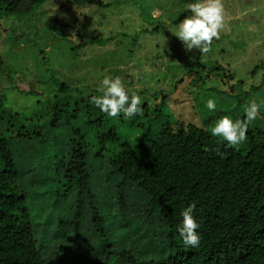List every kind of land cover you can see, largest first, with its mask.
I'll return each mask as SVG.
<instances>
[{
    "label": "rangeland",
    "instance_id": "obj_1",
    "mask_svg": "<svg viewBox=\"0 0 264 264\" xmlns=\"http://www.w3.org/2000/svg\"><path fill=\"white\" fill-rule=\"evenodd\" d=\"M73 1L51 0L26 18L5 17L1 21L0 94H6L17 111L34 106L39 97L49 100L61 83L71 90L101 94L96 91L100 80L119 76L126 89L149 102L152 110L161 109L172 121L209 130L224 115L243 119L244 107L256 100L261 107L248 128H264V0H222L224 27L219 39H213L209 50L201 53L186 51L171 32L177 18L184 15L187 0H101L103 6H79ZM95 30L102 34L99 42L82 49L75 47L80 34ZM192 56L195 59H190ZM194 61L218 63L223 69L208 72V66L205 71L193 72L198 66ZM33 86L41 96L29 94L28 88ZM210 97L216 100L214 111L203 106ZM158 121L150 122L142 114L133 122L111 118L109 126L116 128L121 139L136 144L146 126L159 128ZM84 130L89 144L87 166L96 192L94 204L104 219L109 239L116 248L133 250L141 258H161L166 254L162 245L167 229L157 216L145 218L147 198L135 185L126 187L124 195L129 206L120 210L116 187L119 179L108 177V158L116 145L108 143L107 150L98 156V128L86 126ZM40 150L36 145L31 166L17 159L22 163L21 183L31 187L27 206L46 263L99 260L100 237L93 231L89 208L75 249L70 253L55 250L74 243L73 230L59 228L58 224L61 218L72 217L76 195L69 190L58 196L59 176L46 162L57 150L45 152L44 157L39 155Z\"/></svg>",
    "mask_w": 264,
    "mask_h": 264
},
{
    "label": "trees",
    "instance_id": "obj_2",
    "mask_svg": "<svg viewBox=\"0 0 264 264\" xmlns=\"http://www.w3.org/2000/svg\"><path fill=\"white\" fill-rule=\"evenodd\" d=\"M49 1L0 0V24L5 17L26 18ZM73 3L104 5L101 0ZM79 37L75 47L82 49L99 42L102 34L95 30ZM194 62L198 71L193 72L205 71L208 66V72L223 69L218 63ZM28 89L31 95H42L34 86ZM99 95L71 90L61 83L49 100L39 97L34 106L17 111L6 94H0V264H47L27 206L31 187L21 183L19 175L22 163L32 165L36 145H40L41 157L57 150L46 162L59 176L58 196L69 190L76 195L72 217L61 218L58 224L59 228L73 230L74 243L63 244L55 249L57 252L75 249L89 208L93 231L100 237V259L84 264H264V128H248L243 144L229 146L205 128L172 121L161 109L152 110L143 100L141 114L119 118L133 122L144 114L148 121L160 119L161 124L157 129L146 126L140 140L132 144L121 139L116 128L109 126L111 118L91 103V97ZM86 126L98 128V156L107 150L108 143L116 145L108 158V177L119 179L116 187L120 210L129 206L124 195L126 187L135 185L147 198L145 218L157 216L167 229L162 245L166 254L161 258H141L133 250L116 248L109 239L104 219L94 204ZM23 152L25 156L20 157ZM189 204L194 205L192 214L200 225V243L195 248L186 247L177 230L182 221L180 213Z\"/></svg>",
    "mask_w": 264,
    "mask_h": 264
},
{
    "label": "clouds",
    "instance_id": "obj_3",
    "mask_svg": "<svg viewBox=\"0 0 264 264\" xmlns=\"http://www.w3.org/2000/svg\"><path fill=\"white\" fill-rule=\"evenodd\" d=\"M185 15L179 19L171 31L182 42L186 51L198 50L207 52L213 39H219L224 27V7L222 0H187ZM195 59V56L190 57ZM101 95L91 97V103L99 108L109 118H131L142 112L143 98L125 88L119 76H104L96 89ZM204 108L210 111L217 109L216 100L213 97L203 102ZM261 104L256 100L250 101L244 107L243 119L233 120L227 115L221 116L214 127L209 129L211 135L226 141L229 146H239L247 139V129L250 122L256 120ZM193 204L185 207L180 215L181 223L177 226L183 244L186 247H198L200 227L193 216Z\"/></svg>",
    "mask_w": 264,
    "mask_h": 264
}]
</instances>
